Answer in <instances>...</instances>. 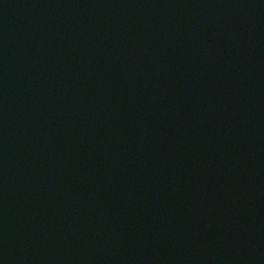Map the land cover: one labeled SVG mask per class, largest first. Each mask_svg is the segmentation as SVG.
Wrapping results in <instances>:
<instances>
[{
  "label": "water",
  "instance_id": "1",
  "mask_svg": "<svg viewBox=\"0 0 264 264\" xmlns=\"http://www.w3.org/2000/svg\"><path fill=\"white\" fill-rule=\"evenodd\" d=\"M0 264H264V0H0Z\"/></svg>",
  "mask_w": 264,
  "mask_h": 264
}]
</instances>
